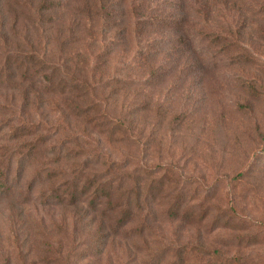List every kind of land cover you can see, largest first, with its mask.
Instances as JSON below:
<instances>
[{
    "label": "rangeland",
    "instance_id": "1",
    "mask_svg": "<svg viewBox=\"0 0 264 264\" xmlns=\"http://www.w3.org/2000/svg\"><path fill=\"white\" fill-rule=\"evenodd\" d=\"M42 5L0 0V69L6 56L11 64L36 52L55 68L47 74L53 83L63 82L43 102L42 93L29 95L26 109L22 92L0 90V160L10 150L28 155L4 136L24 118L52 136L49 150L69 139L91 160L129 163L103 172L121 192L141 180L144 198L134 220L116 230L101 207L45 205L59 182L92 173L82 159L53 165L37 145L22 180L0 197V264H264V0ZM213 34L238 45L225 51ZM83 84L87 94L77 98ZM87 106L95 110L75 115ZM37 171L43 179L31 183ZM175 202L194 217L172 221Z\"/></svg>",
    "mask_w": 264,
    "mask_h": 264
},
{
    "label": "trees",
    "instance_id": "2",
    "mask_svg": "<svg viewBox=\"0 0 264 264\" xmlns=\"http://www.w3.org/2000/svg\"><path fill=\"white\" fill-rule=\"evenodd\" d=\"M41 3H44L40 7V10L46 11L49 10L51 5H46L49 0H39ZM108 7V6H107ZM97 9V8H96ZM114 10V9H113ZM96 11V10H95ZM98 11V9H97ZM100 11V9H99ZM90 12V11H89ZM101 13V12H100ZM95 14H99V12H95ZM91 12L89 13V16ZM122 24V20H120V25ZM177 23H173L175 27ZM107 32H111V26L106 27ZM126 33V29H123L122 32ZM241 36L240 34H232ZM125 35H122V39ZM207 37L204 36L203 38ZM211 43L214 45H222L225 51H230L234 49L238 42L228 39V37L213 34L211 37ZM21 56H16L11 59V64H9V56L5 57V63L0 69V90H7V88H11V90H18L20 93H23L25 101L23 103V107L27 106L29 100H26L36 93L40 92L43 96H37L41 102L43 99L53 97L56 95L57 87H63V82L53 83V77L47 76L50 72L53 74L55 72V68H49L53 65L47 66L46 63H50L44 58H41L36 52L30 53V55L20 54ZM44 56V55H43ZM144 63H148V58L144 57ZM14 69L18 72V75L21 76V83H29V87L27 89H22L18 83L14 82V77L17 74L12 72ZM42 78V82L38 79ZM132 80V79H131ZM129 81L132 83V81ZM10 83V86H5ZM9 85V84H8ZM61 85V86H60ZM151 85V84H150ZM87 87L83 84L81 89L77 90V98H80L87 94ZM26 109V108H25ZM95 110L94 106H87L84 109L78 108L75 115L83 116L84 114L91 113ZM67 118V116H66ZM19 122H22L21 126L10 130V133L4 134L6 137V141L18 143L16 144V149H20L23 146L27 147L28 155L24 153H18L10 150L8 153L1 154L2 160H0V197H7L12 190V184H18L26 171V166L24 163L26 162V157H32L35 152H37V145L41 147V150L48 155H53V160L51 163L53 165H60L65 163V165H70V161H75L77 159H82V164L84 168H88L91 170V178L85 180H79L78 177H75L73 181L65 182L61 181L58 183L56 188L50 189L49 196H44L45 205H49V203L57 202L64 203L67 206L78 208L80 204L86 203L88 205L89 211L97 213L99 209H101L100 215L102 217L107 216L109 212L113 213V218L115 219L114 229H118L119 227H124L128 223L134 220L136 212L141 211L140 203L144 198V190H142V182L141 180L136 179L135 182L128 188H125L121 192V187L115 182L117 181L113 177H107L108 172H103L104 169L108 168L112 170L114 173V169L126 170L129 167V163H121L117 164L116 161H107V163H102L99 161L96 156L95 160H91V156H87L83 154V152H76L73 147H70L69 144L73 145V141L69 139H65L63 141H57V149L55 150V146L51 145V150L47 148L45 145L49 140L51 135H44L38 132V126L32 124V122H27L24 118H21ZM114 124L120 125L121 120L115 119ZM31 127L35 128V130L30 129ZM64 131L65 129L62 128ZM58 132H55L53 136H56ZM67 137L72 136L73 140L78 138V134L74 132H66ZM3 136V137H4ZM89 137L88 134H86ZM30 138V139H29ZM75 143V142H74ZM84 145L91 144L90 142H84ZM4 158V159H3ZM42 172H38L33 176H30V182L35 183L36 179L33 178L37 176L38 181H42L43 174ZM58 174H50L45 180L46 182L52 181L51 177L57 178ZM33 178V179H31ZM81 181V183H80ZM116 183V184H115ZM64 185V186H63ZM63 186L61 191H58V187ZM149 189V188H148ZM50 199V200H49ZM48 201V202H46ZM52 201V202H51ZM101 207V208H100ZM169 218L172 221L178 220L180 222H185L188 219L194 217L195 213L191 211H184L181 213V204L175 202L173 208L168 211ZM97 217V215H95Z\"/></svg>",
    "mask_w": 264,
    "mask_h": 264
}]
</instances>
